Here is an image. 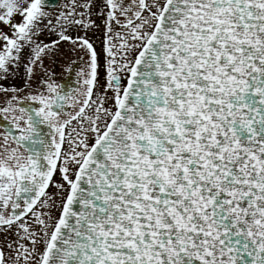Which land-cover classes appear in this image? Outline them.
Wrapping results in <instances>:
<instances>
[{"label":"snow or ice","instance_id":"1","mask_svg":"<svg viewBox=\"0 0 264 264\" xmlns=\"http://www.w3.org/2000/svg\"><path fill=\"white\" fill-rule=\"evenodd\" d=\"M0 129V264H264V0H0Z\"/></svg>","mask_w":264,"mask_h":264},{"label":"flooded vegetation","instance_id":"2","mask_svg":"<svg viewBox=\"0 0 264 264\" xmlns=\"http://www.w3.org/2000/svg\"><path fill=\"white\" fill-rule=\"evenodd\" d=\"M64 0H59L57 3L56 0H53V10L56 8H59L61 4H63ZM98 23H101L98 21ZM90 37L94 36V39L96 41V46L98 50H100L101 43H102V36L99 31L89 32L88 33ZM82 55V54H80ZM103 55V53H101ZM77 53H73L69 51V45L62 44L61 50L56 54V56L53 59V62L51 64V67L53 68V71L55 72V79L57 82H64L68 84H75V75L74 73L66 71L67 65L69 61L76 60ZM47 63V61H46ZM79 66V62H77V67ZM69 78V80H68ZM68 80V82H67Z\"/></svg>","mask_w":264,"mask_h":264},{"label":"rangeland","instance_id":"3","mask_svg":"<svg viewBox=\"0 0 264 264\" xmlns=\"http://www.w3.org/2000/svg\"><path fill=\"white\" fill-rule=\"evenodd\" d=\"M16 19H19V17H16Z\"/></svg>","mask_w":264,"mask_h":264}]
</instances>
